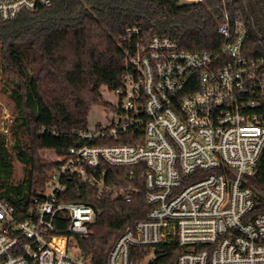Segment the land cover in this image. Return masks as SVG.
<instances>
[{
    "label": "built area",
    "instance_id": "obj_1",
    "mask_svg": "<svg viewBox=\"0 0 264 264\" xmlns=\"http://www.w3.org/2000/svg\"><path fill=\"white\" fill-rule=\"evenodd\" d=\"M53 1L0 0V19ZM239 1L218 0L215 52L185 51L168 36L146 41L136 26L125 31L116 119L77 133L83 144L64 151L25 212L0 199V264H91L78 240L98 212L62 198L74 179L129 202L134 190L108 185L102 164L143 166L150 206L106 264H150L161 245L181 251L176 264H264V212L254 215L259 197L247 185L264 149V61L246 51ZM121 138L132 143L106 144Z\"/></svg>",
    "mask_w": 264,
    "mask_h": 264
},
{
    "label": "trees",
    "instance_id": "obj_2",
    "mask_svg": "<svg viewBox=\"0 0 264 264\" xmlns=\"http://www.w3.org/2000/svg\"><path fill=\"white\" fill-rule=\"evenodd\" d=\"M253 1L264 28V0ZM237 8L247 25V53L264 61V41L248 0H240ZM219 21L218 0H54L48 8L0 19V71L12 86L11 98L22 120L14 149L24 166V179L14 183L0 141V199L18 215L25 212L31 198L44 190L46 173L65 161L64 151L83 144L77 133L88 129L90 107L111 106L103 99L102 87L114 92L120 85L125 67L119 39L128 28L138 27L146 41L168 36L185 51L215 52L221 41ZM119 143L132 141L121 138L106 144ZM100 168L108 185L134 191L126 202L122 197H98L95 188L65 180L63 201L85 203L98 212L89 237L78 240L91 264H106L117 239L150 210L143 166ZM247 185L259 197L254 215L264 212V149ZM180 252L176 245H161L150 264H176Z\"/></svg>",
    "mask_w": 264,
    "mask_h": 264
},
{
    "label": "rangeland",
    "instance_id": "obj_3",
    "mask_svg": "<svg viewBox=\"0 0 264 264\" xmlns=\"http://www.w3.org/2000/svg\"><path fill=\"white\" fill-rule=\"evenodd\" d=\"M181 4L193 3L197 0H179ZM12 86L7 82L6 74L0 71V141L4 142V147L9 156V162L13 168L12 181L20 182L24 179V166L17 160L15 146L18 145V135L22 120L15 110L14 102L11 98ZM104 101L111 106L92 105L88 113V129L93 130L97 126H106L116 119L115 108L119 105L118 96L115 92H109L102 87ZM16 133V135H15Z\"/></svg>",
    "mask_w": 264,
    "mask_h": 264
},
{
    "label": "water",
    "instance_id": "obj_4",
    "mask_svg": "<svg viewBox=\"0 0 264 264\" xmlns=\"http://www.w3.org/2000/svg\"><path fill=\"white\" fill-rule=\"evenodd\" d=\"M248 3H249V6L253 12V15L255 17V20H256V23L258 25V28H259V31L261 33V36H262V39L264 41V28H263V25H262V22H261V19H260V16L258 14V11H257V8H256V5L254 3L253 0H248Z\"/></svg>",
    "mask_w": 264,
    "mask_h": 264
}]
</instances>
